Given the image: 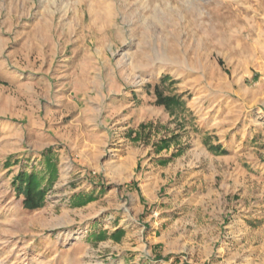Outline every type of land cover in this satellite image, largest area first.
<instances>
[{"label": "rangeland", "instance_id": "obj_1", "mask_svg": "<svg viewBox=\"0 0 264 264\" xmlns=\"http://www.w3.org/2000/svg\"><path fill=\"white\" fill-rule=\"evenodd\" d=\"M0 264H264V0H0Z\"/></svg>", "mask_w": 264, "mask_h": 264}, {"label": "trees", "instance_id": "obj_2", "mask_svg": "<svg viewBox=\"0 0 264 264\" xmlns=\"http://www.w3.org/2000/svg\"><path fill=\"white\" fill-rule=\"evenodd\" d=\"M160 104L169 106L174 104V98L165 97L162 100L158 99ZM55 170L51 169L50 174H55ZM35 174H29L28 176L21 175L19 182L16 185L18 193H24L26 196L25 206L30 209L40 207L44 200L46 190L41 187L44 178H39Z\"/></svg>", "mask_w": 264, "mask_h": 264}, {"label": "crops", "instance_id": "obj_3", "mask_svg": "<svg viewBox=\"0 0 264 264\" xmlns=\"http://www.w3.org/2000/svg\"><path fill=\"white\" fill-rule=\"evenodd\" d=\"M16 156L15 157H11L10 159H9V161H8V164L7 165H9V167H11L12 165H11V163H16V164H19L20 163V161L18 162L17 160H16ZM28 169V168H27ZM27 169H25V170H27ZM35 169V168H34ZM20 195H23V194H20ZM85 194L83 193V194H80V195H77V197H74L73 199V201H75L76 203L77 202H84L85 201V196H84ZM90 197V196H89ZM24 200H25V196H24ZM24 200H23V204H24V206H25V203H24ZM38 209H40V208H35V209H31V210H38Z\"/></svg>", "mask_w": 264, "mask_h": 264}]
</instances>
